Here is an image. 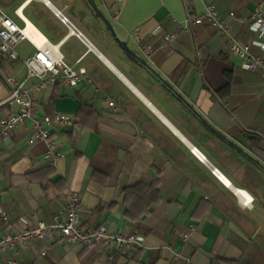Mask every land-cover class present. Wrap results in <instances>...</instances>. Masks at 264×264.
Returning <instances> with one entry per match:
<instances>
[{"label": "crops", "instance_id": "crops-1", "mask_svg": "<svg viewBox=\"0 0 264 264\" xmlns=\"http://www.w3.org/2000/svg\"><path fill=\"white\" fill-rule=\"evenodd\" d=\"M260 2L264 11V0H0L18 25L31 23L59 43L68 64L86 69L74 86L35 89L38 79L27 80L35 116L61 112L80 128H49L61 155L55 161L45 157V142H28L31 120L0 137V208L8 214L0 235L21 230V217L53 223L71 190L82 227L143 235L112 264H183L175 251L189 264H264V77L229 48L233 39L254 38L249 26ZM208 5L226 19L225 32L207 20L176 27ZM16 51L26 58L35 47L23 40ZM3 75L20 81L26 67L0 54V117L17 110L6 103ZM236 190L251 202L244 205ZM106 250L53 231L19 246L15 257L18 264H103Z\"/></svg>", "mask_w": 264, "mask_h": 264}, {"label": "built area", "instance_id": "built-area-1", "mask_svg": "<svg viewBox=\"0 0 264 264\" xmlns=\"http://www.w3.org/2000/svg\"><path fill=\"white\" fill-rule=\"evenodd\" d=\"M57 14L59 13L57 12ZM229 16L233 17V12H229ZM253 16L254 19L249 28L253 32L254 38L249 43H241L233 39L229 48L240 59L244 69L257 71L264 77V56L251 52L252 47L264 50V11H262L261 2L258 3ZM60 20L65 24L67 22L64 16H61ZM203 20H207L222 32L227 30L226 19L219 15L213 5H208L202 14L196 15L187 12L184 24L182 26L176 24V27L189 30ZM27 27L28 22L24 21V24L20 26L0 9V54L7 55L13 60L20 59L26 67L25 78L20 81L12 75H3V80L9 90L6 103L17 106V110L0 117V137L6 136L26 120H31V136L28 138V142H45V157L50 161H55L61 155L54 148L49 128L52 125H66L75 131L80 128L79 121L71 115L57 111L41 117L35 116V102L28 95L26 82L31 77L37 78L38 82L33 86L35 89L56 83L74 86L80 78L86 76V69L83 66H77V63L68 64L59 51V43H51L32 26L35 29V35L40 39L37 41L34 36L28 35ZM69 32L81 38L78 31L70 30ZM170 38L171 36L167 37V39ZM23 40H28L35 47L33 54L26 58H21L16 51V46ZM191 150L196 153L194 148ZM196 155L203 159L198 154ZM211 171L221 178L216 168H212ZM237 191L235 192L237 193ZM250 202L251 198L243 199L244 205H248ZM7 218L8 214L0 208V220L6 221ZM20 220L24 224L21 230L8 231L0 235V251L5 254L6 264H18L15 255L19 246L24 245L30 239L44 240L53 231H57L60 237L71 242L83 245L100 242L106 245L107 250L103 264H112L118 255L131 247L141 246L144 240L142 234L120 232L108 229L104 225L91 228L82 227L80 225L78 196L71 190L64 193L62 209L59 215L54 217L53 223L31 224L24 217H21ZM187 237L188 233L182 234L184 241ZM173 256L174 258L181 257L184 260L183 264H189V258L179 251H175Z\"/></svg>", "mask_w": 264, "mask_h": 264}, {"label": "bare ground", "instance_id": "bare-ground-1", "mask_svg": "<svg viewBox=\"0 0 264 264\" xmlns=\"http://www.w3.org/2000/svg\"><path fill=\"white\" fill-rule=\"evenodd\" d=\"M34 30H35V29L32 27V24L28 22V27H27L26 32L28 33V35H30V36H32V37L34 36V39H36L37 41H40V39L38 38V36L35 35ZM194 151L200 156V154H199L196 150H194ZM200 157H201V156H200ZM220 176H221V178L223 179V181H224L225 183H227V184L230 185V183H229L226 179H224V177H223L222 175H220ZM237 194H238L239 196H241V197L243 196L242 199H244V198H250L249 195H247L246 192H244V191H242V190H238V191H237Z\"/></svg>", "mask_w": 264, "mask_h": 264}, {"label": "water", "instance_id": "water-1", "mask_svg": "<svg viewBox=\"0 0 264 264\" xmlns=\"http://www.w3.org/2000/svg\"><path fill=\"white\" fill-rule=\"evenodd\" d=\"M106 25H107V27L109 28L112 37H113L118 43H120V44L122 45L124 41H120V40H118V37L116 36V33H115V31H114L112 25H111L108 21H106Z\"/></svg>", "mask_w": 264, "mask_h": 264}]
</instances>
